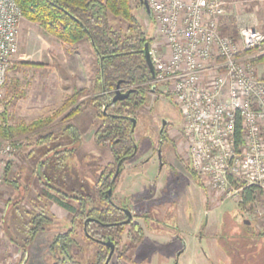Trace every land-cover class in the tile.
Masks as SVG:
<instances>
[{"label":"rangeland","instance_id":"rangeland-1","mask_svg":"<svg viewBox=\"0 0 264 264\" xmlns=\"http://www.w3.org/2000/svg\"><path fill=\"white\" fill-rule=\"evenodd\" d=\"M236 1L240 8L250 10L257 6L260 11H264V1ZM130 3L142 31L150 39V45L159 47L161 38L154 20L149 16V6L145 7L141 0H130ZM109 21L112 26L123 31L128 26L127 22L113 16L109 17ZM242 25L241 20L234 17L222 21L221 28L227 35H237ZM20 61L32 64H19ZM255 65L258 75L263 76L264 61H257ZM95 70L96 56L88 41L82 40L75 45L61 44L39 24L28 21L22 15L18 28V52L6 90L8 122L28 123L51 114L75 90L69 94L63 90V87L73 83L72 78L75 76L71 74H79L82 80L84 72L93 76ZM68 72L70 75L66 74ZM66 75H69V79L62 80ZM13 83L24 92V96L12 101L7 91ZM92 93L91 87H86L78 102L85 101ZM67 112L64 111L37 133L19 136L17 142L21 148L15 149L11 160L5 162L6 157L0 153L1 161L4 162L0 163V264H20L23 254L20 244L25 237V226L41 210L48 221L42 222L39 227L41 229L35 233L30 244L25 245V253L29 257L27 264L52 263L59 251H51L50 244L56 235L71 228L73 243L70 244L69 254L72 257L85 264L94 259L98 250L97 243L86 236L84 224L72 222V215L61 207L57 212L52 211L55 208L54 201L48 196L54 192H50L46 184L68 193H80L94 198L95 182L104 165L112 161L109 149L98 145L95 140L100 119L95 116L92 108L84 104L78 115L63 120ZM133 117L136 119L134 138L137 153L124 163L125 170L119 175L112 199L128 205L135 220L143 228L145 240L142 237L141 241L130 245L126 257L119 258L115 251L109 260L110 264H264V239L258 244L260 253L252 257L234 258L226 253V249L231 247L237 250V241L232 242L236 235L245 233L248 229L245 225L250 226L252 232L264 231V192L256 191L251 202L238 206V201L222 195L210 197L202 189L198 177L193 176L189 170H192L191 162L185 159L181 133L183 118L163 87L159 86L149 92L144 106L135 111ZM163 119L169 122L167 136L175 146L178 157L170 153V145H163L162 150L166 149L169 162L164 171H167V176L174 172V178L168 181L164 176L153 180L159 170L157 153L153 150L158 146V129ZM67 123L75 125L78 135L61 134ZM48 132L60 133V137L49 143H38L36 139L39 134ZM151 140L154 142L153 150L148 144ZM3 141L0 138V143ZM153 152L154 164L152 161L149 166L145 162L140 164V160ZM136 177L140 180V186L134 182ZM153 189L160 192H154ZM155 194L161 195L162 200L156 206L159 214L152 218L149 213L155 208L150 201L156 197ZM68 201L77 205L74 200ZM137 201L141 208H146V217H142L136 208L137 204H133ZM6 202H10L8 213L4 211ZM89 205H97L96 200L89 202ZM11 208L15 210L12 212ZM166 208L171 213L163 216ZM257 211H261V214H257ZM244 220L248 223L244 224ZM174 222L175 225L171 226ZM28 225L31 228L34 223ZM127 229L128 226L117 241L119 248L126 241ZM240 248L246 251L247 256V253L253 252H247L248 248H253L251 245Z\"/></svg>","mask_w":264,"mask_h":264},{"label":"built area","instance_id":"built-area-1","mask_svg":"<svg viewBox=\"0 0 264 264\" xmlns=\"http://www.w3.org/2000/svg\"><path fill=\"white\" fill-rule=\"evenodd\" d=\"M229 1L147 0L161 38L159 47L149 46L150 83L163 87L183 118L185 159L202 189L240 203L246 189L264 192V75L254 62L264 55V31L244 25L235 37L222 34ZM21 17L15 0H0V113ZM15 149L0 143L5 162Z\"/></svg>","mask_w":264,"mask_h":264},{"label":"trees","instance_id":"trees-1","mask_svg":"<svg viewBox=\"0 0 264 264\" xmlns=\"http://www.w3.org/2000/svg\"><path fill=\"white\" fill-rule=\"evenodd\" d=\"M25 19L39 24L45 31L52 34L59 41L68 45H75L82 40L88 41L96 56V70L94 73V83L91 87L92 94L83 102H78L83 95L85 88L75 89L68 95L59 107L54 109L51 114L40 117L30 122L20 121L18 123L8 122L7 109L0 113V138L9 140L16 148H21L17 142L19 136L37 133L39 129L47 126L59 117L64 111L68 110L63 120L73 118L78 115L84 104L92 108L95 116L99 117L100 122L96 127L95 140L98 145L107 147L112 155V161L106 163L95 182V196L80 193H68L57 187L46 184L50 192L49 197L60 207L72 215V222H83L86 217H93L87 223V237L98 242V250L94 259L85 264H104L110 247L102 241L109 238L115 244V251L119 258L126 257L130 245L141 241L143 237L142 226L131 220L128 224L122 222L125 217L120 210L108 201L106 190L109 187L111 177L115 173L117 163L123 162L134 149L135 140L131 134L132 121L130 117L138 109H141L151 91L152 77L144 57V45L147 42L150 46V39L145 36L140 24L136 20L130 0H15ZM113 16L128 23L126 30L115 28L109 21ZM222 34H226L220 28ZM227 35V34H226ZM229 36L235 37L236 34ZM264 61V55L254 59V62ZM24 64H32L24 62ZM120 81V89L127 92L128 96L111 101L117 82ZM12 101L24 96V92L18 89L13 83L7 91ZM107 97L110 101L107 104ZM10 104V103H9ZM103 107H106L105 112ZM78 131L74 124L67 123L63 126L61 134L65 136H76ZM60 137V133L48 132L37 137L38 143H49ZM122 163L120 165V169ZM119 169V170H120ZM7 170V169H6ZM194 175V171L189 169ZM119 175L115 178L113 189L115 188ZM10 181V179H8ZM68 200H74L77 205H73ZM96 200L97 205H89V202ZM253 200V190L246 189L243 193V201L239 205ZM48 221L43 210L33 215L25 226V237L20 244L23 254L26 246L30 244L35 233L40 230L42 222ZM34 223L33 227L28 228V224ZM244 224L245 221H243ZM126 231V241L122 248H119L117 241L121 234ZM244 234L239 233L233 239L237 250L233 247L226 249L230 257L241 256L252 257L259 254L258 244L264 239V231H251L250 226ZM73 228L67 232L59 233L50 244L51 251H59L50 264H81L69 254L70 244L73 243L71 235ZM250 238V239H249ZM251 242H250V241ZM250 243V244H249ZM251 245L248 248L253 252L246 255L240 246ZM227 248V247H226ZM240 248V250H239ZM234 251H236L234 253ZM240 252V253H239ZM245 252V253H244ZM233 254V255H232ZM243 254V255H242ZM110 264V261L109 263Z\"/></svg>","mask_w":264,"mask_h":264},{"label":"flooded vegetation","instance_id":"flooded-vegetation-1","mask_svg":"<svg viewBox=\"0 0 264 264\" xmlns=\"http://www.w3.org/2000/svg\"><path fill=\"white\" fill-rule=\"evenodd\" d=\"M150 43V42H149ZM154 89H156L155 87H153L152 86V88H151V91H153ZM150 91V92H151ZM161 123H162V120L160 121V126H159V129H158V146L153 150V145L152 144H154V142H153V140H151V141H149V146L150 147H152L151 148V150H153L155 153H157V161H158V164H159V170H158V173L153 177V180H154V178H159L160 176L161 177H163L164 176V179L166 180V181H168V180H171V179H173L174 178V172H173V175L171 174L170 176H167L168 175V173H167V171L165 170L164 171V169H165V167H166V165L169 163L168 162V160H167V157H166V149L164 150H162V147H163V145L165 144V146L166 145H170L171 147H172V152H170V153H172V155H174L176 158H178L177 156H176V153H175V146L173 145V143H172V141L170 140V138L167 136V130H168V126H169V122L167 121V120H165V124H164V126L161 128ZM136 125V124H135ZM134 129H135V126H134ZM134 129H133V131H132V136H133V138H134ZM134 140H135V138H134ZM136 143V142H135ZM149 149V148H148ZM154 152L153 153H151V155H149V156H146V158L144 159V160H141L140 161V164L142 163L143 164V162H145V163H147V162H149V161H152V164H154V161H153V158H152V155H154ZM136 153H137V150H136V152H135V154H133L131 157H129V158H126L123 162H121L122 163V167H121V169L119 170L120 171V175H121V173L125 170V167H124V163L125 162H127L128 160H131L135 155H136ZM169 154V153H168ZM144 163V164H145ZM121 165V164H120ZM170 167H171V165H170ZM117 168V167H116ZM116 170V169H115ZM148 170V169H147ZM189 171V170H188ZM119 173V172H118ZM167 173V174H166ZM191 173V172H190ZM193 176H197L196 174L194 175L193 173H191ZM118 175V174H117ZM156 176H158V177H156ZM112 178V177H111ZM111 181V180H110ZM115 181V180H114ZM156 181H158V179H156ZM198 181H199V183H200V185H201V182H200V180H199V178H198ZM157 184V183H156ZM152 188H154L155 189V186H153ZM108 189V188H107ZM115 189V188H114ZM114 189H113V191H114ZM153 189V190H154ZM172 190V189H171ZM113 191H112V193H113ZM154 192H160V190L158 191V190H154ZM163 194H166V193H163ZM107 195V194H106ZM156 195V197L153 199V200H151L150 201V203H151V205H152V207H154L155 209H153L150 213H149V215H151L152 216V218L153 217H157V214H159V211H158V209H156V206H158V205H160V200H162V196L160 195V196H158L157 194H155ZM124 199V197L122 198V200ZM109 202H111V201H109ZM111 203H113L119 210H120V212L125 216L124 218H123V220H122V222L125 220V219H127V215L125 214V212H124V209L125 208H127V209H129L128 208V205L127 204H122L121 203V200H117V201H114L113 199H112V202ZM133 204H137V206H136V208H137V210L140 212L139 214L142 216V217H146V208H141L140 207V203H138V201L137 202H134ZM149 204V203H148ZM171 204V203H170ZM175 205H176V202H175ZM92 206H96V205H92ZM147 206H149V205H146V207ZM124 208V209H123ZM130 210V209H129ZM130 213H131V218H130V220L129 221H131V220H134V221H136L135 220V216L133 215V213H132V211L130 210ZM167 213H171V210L170 209H168V208H166L165 210H164V213H163V216L165 215V214H167ZM151 216H150V218H151ZM85 220H87L86 221V223L84 222ZM82 223L84 224H82L83 225V230L86 228L87 229V223L88 222H90V220H93V217H86V219H85ZM172 220V219H171ZM136 222H138V221H136ZM139 223V222H138ZM124 224H128V223H124ZM169 224H170V222H169ZM175 225V222L171 225V226H174ZM177 226V225H176ZM85 231V234H86V230H84ZM87 236V235H86ZM93 241H95L97 244H98V242L96 241V240H93ZM114 252H115V244H114ZM113 252V253H114Z\"/></svg>","mask_w":264,"mask_h":264},{"label":"crops","instance_id":"crops-1","mask_svg":"<svg viewBox=\"0 0 264 264\" xmlns=\"http://www.w3.org/2000/svg\"><path fill=\"white\" fill-rule=\"evenodd\" d=\"M233 16L236 17L238 20H241V23L243 24L242 26L248 25V26H252V27H254L256 29H259L261 31H264V11H260L257 8V6L253 7L250 10L249 9L246 10V9L238 7L236 0H230L228 5H227V7H226V13L221 19V24H222V21L224 22L228 18H234ZM60 43L63 44L61 41H60ZM24 62H27V61H20L18 63L19 64H22V63L24 64ZM73 72H75V70ZM84 73H85L84 74L85 76H84V79H82V80H80L81 78L78 77L79 74L72 73L71 75L75 76L74 78H72L73 83H71V85L68 84L67 86L63 87V90L67 91L68 94H69V93L72 92L73 89H76V88L80 89V88H86V87L90 88V87H92V85L94 83V73H93V76L91 74H89L88 72H84ZM66 74L70 75L69 72L66 73ZM69 75H66L67 77L63 76L62 80L69 79ZM150 162L151 161L147 162L146 166H149ZM149 169H150V167H149ZM134 180H135L134 181L135 184L140 186L139 178L136 177V178H134ZM157 183H158V181H157ZM53 203L55 205V208L53 207L52 211L57 212L58 210H60V205H58L56 202H53ZM8 204H10V202H6V205L4 207V209H5L4 211L6 213L9 212V209L7 208ZM11 209H12V212H13L14 208H11ZM3 215H4V212H3ZM0 217H1V214H0ZM5 234H6V232H5ZM4 236H6V235H4ZM143 240H145V235L143 237ZM21 256L22 257H21V260H20V264H27L28 259H29L28 255L25 253V254H21Z\"/></svg>","mask_w":264,"mask_h":264},{"label":"water","instance_id":"water-1","mask_svg":"<svg viewBox=\"0 0 264 264\" xmlns=\"http://www.w3.org/2000/svg\"><path fill=\"white\" fill-rule=\"evenodd\" d=\"M141 2L145 5V7L148 6V3H147V0H141ZM144 57H145V61H146V64L148 66V69H149V72L151 74V77L153 78L154 77V68H153V64H152V60H151V56H150V52H149V46H148V43L146 42L145 45H144ZM128 93L129 91L127 92H122L121 89H120V81L117 82L116 84V87H115V90H114V94L113 96L111 97V101L112 102H115L117 100H121L125 97L128 96ZM110 98L107 97V104L109 103V100ZM106 110V107H103V111L105 112ZM131 121H132V126H131V134H132V131L134 129V126H135V123H136V119L134 117H130ZM165 124V120L163 119L162 120V123H161V128L164 126ZM137 150V145L136 143H134V149H133V152L131 155H129L127 158L131 157L133 154H135ZM120 164H121V160L117 163V168L115 170V173L113 174L112 178H111V181H110V184H109V187L108 189L106 190V194H107V198H108V201H111L112 202V191H113V183H114V180L119 172V169H120ZM124 209V208H123ZM124 212L125 214L127 215V219H125L123 222L124 223H128L130 218H131V213H130V210L125 208L124 209ZM87 220H85L84 222L86 223ZM245 223H248L247 220H244ZM86 230V228L84 229ZM86 235L87 232H86ZM103 244L107 245L110 247L109 249V252H108V255H107V258L104 262V264H108L113 252H114V243L109 239L107 238L106 240L102 241Z\"/></svg>","mask_w":264,"mask_h":264}]
</instances>
